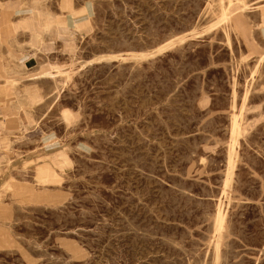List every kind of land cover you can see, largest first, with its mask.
<instances>
[{
  "label": "rangeland",
  "instance_id": "rangeland-1",
  "mask_svg": "<svg viewBox=\"0 0 264 264\" xmlns=\"http://www.w3.org/2000/svg\"><path fill=\"white\" fill-rule=\"evenodd\" d=\"M0 264H264V0H0Z\"/></svg>",
  "mask_w": 264,
  "mask_h": 264
},
{
  "label": "bare ground",
  "instance_id": "bare-ground-1",
  "mask_svg": "<svg viewBox=\"0 0 264 264\" xmlns=\"http://www.w3.org/2000/svg\"><path fill=\"white\" fill-rule=\"evenodd\" d=\"M181 37L176 38V39H171L169 42H167L165 45L155 49L152 52H146V53H142L143 57H148V56H152L155 55L157 53L163 52L165 49L175 45V43L180 42L181 41ZM181 43V42H180ZM100 61V60H99ZM53 72L52 71H47L45 74L42 75V77H47L48 75H51ZM239 128V122L235 120V129ZM223 222V215L222 213L219 211L218 213V218H217V224L220 227L222 225Z\"/></svg>",
  "mask_w": 264,
  "mask_h": 264
}]
</instances>
